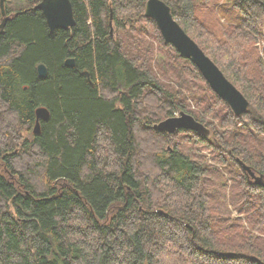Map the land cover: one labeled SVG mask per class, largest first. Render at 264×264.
<instances>
[{"label": "trees", "instance_id": "1", "mask_svg": "<svg viewBox=\"0 0 264 264\" xmlns=\"http://www.w3.org/2000/svg\"><path fill=\"white\" fill-rule=\"evenodd\" d=\"M27 1L0 31V264H264V0L226 1L218 30L207 0H164L249 100L240 117L147 0H71L53 32ZM181 111L209 135L153 127Z\"/></svg>", "mask_w": 264, "mask_h": 264}, {"label": "water", "instance_id": "2", "mask_svg": "<svg viewBox=\"0 0 264 264\" xmlns=\"http://www.w3.org/2000/svg\"><path fill=\"white\" fill-rule=\"evenodd\" d=\"M5 3L6 0H0L2 15L0 31L3 30L6 21L10 18L7 14ZM34 7L43 12L51 32L59 28L70 29L76 25L71 0H41ZM145 16L155 20L166 44H172L182 57L190 59L199 68L214 92L228 103L236 116L240 117L247 112L250 105L249 100L185 31L173 15L171 7L164 0H147ZM65 63L72 67L75 65V59L72 57L68 58ZM37 69L41 77L47 75L45 64H39ZM49 116L50 112L47 107L41 106L37 108L35 133L40 132L41 121L48 119ZM153 127L158 131L168 133H174L180 129L196 131L203 135H209L210 133L209 128L205 124L185 111L155 123ZM237 162L250 177L255 179L256 183L262 182V176L257 175L250 166L239 158H237Z\"/></svg>", "mask_w": 264, "mask_h": 264}, {"label": "rangeland", "instance_id": "3", "mask_svg": "<svg viewBox=\"0 0 264 264\" xmlns=\"http://www.w3.org/2000/svg\"><path fill=\"white\" fill-rule=\"evenodd\" d=\"M6 1H7V6L11 9V14H9V16L10 15L12 16L13 14H15V8L18 7V5L25 4V3L30 4L27 0H6ZM207 1H208L207 3H201L200 6H197V9H196L197 15H201L202 17H205V21L208 24L212 25V27L215 30H218V28L220 26L219 21L226 22L228 20V22H231L230 19H231L232 15L227 14V10L235 9V8H233V6L231 4L226 3V1H228V0H207ZM218 7H220L219 10H218ZM233 13H235V12H233ZM0 15H1V9H0ZM1 17H2V15L0 16V22H1ZM89 23H90V20H89ZM150 31H152V30H150ZM152 40L155 41V43H153V47L154 48L156 47V49H157V46L159 44L158 41L156 39H152ZM149 41L152 42L151 39H149ZM263 47H264V40L260 41L261 51H262ZM192 107L195 108L194 105H192ZM179 113L180 112H177L176 115H179ZM33 131H34V127H33ZM23 135L30 137L31 133H29L28 131H24ZM201 148L202 147L200 146V149ZM197 152H200L201 154H205L206 155V156H204L205 159H207L209 162H212V159H211L212 157H211L208 149H201V151H197ZM234 214H237V213L234 212Z\"/></svg>", "mask_w": 264, "mask_h": 264}, {"label": "flooded vegetation", "instance_id": "4", "mask_svg": "<svg viewBox=\"0 0 264 264\" xmlns=\"http://www.w3.org/2000/svg\"><path fill=\"white\" fill-rule=\"evenodd\" d=\"M40 1H41V0H40ZM40 1H39V2H40ZM39 2H37V3H39ZM37 3H36V4H37ZM36 4H35V5H36ZM34 8H35V7H34ZM35 9H36V8H35Z\"/></svg>", "mask_w": 264, "mask_h": 264}, {"label": "bare ground", "instance_id": "5", "mask_svg": "<svg viewBox=\"0 0 264 264\" xmlns=\"http://www.w3.org/2000/svg\"><path fill=\"white\" fill-rule=\"evenodd\" d=\"M50 29V28H49Z\"/></svg>", "mask_w": 264, "mask_h": 264}]
</instances>
